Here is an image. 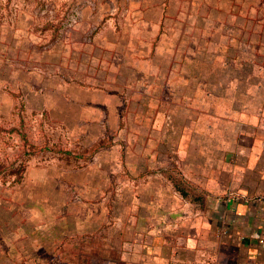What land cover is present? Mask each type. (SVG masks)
<instances>
[{
  "label": "rangeland",
  "instance_id": "rangeland-1",
  "mask_svg": "<svg viewBox=\"0 0 264 264\" xmlns=\"http://www.w3.org/2000/svg\"><path fill=\"white\" fill-rule=\"evenodd\" d=\"M0 18V264H66L80 204L126 184L127 141L196 115L144 91L148 49L246 41L264 0H4Z\"/></svg>",
  "mask_w": 264,
  "mask_h": 264
},
{
  "label": "crops",
  "instance_id": "crops-1",
  "mask_svg": "<svg viewBox=\"0 0 264 264\" xmlns=\"http://www.w3.org/2000/svg\"><path fill=\"white\" fill-rule=\"evenodd\" d=\"M251 37L148 49L144 91L196 115L163 123L177 141H127L126 184L80 204L66 264H264V32Z\"/></svg>",
  "mask_w": 264,
  "mask_h": 264
},
{
  "label": "built area",
  "instance_id": "built-area-1",
  "mask_svg": "<svg viewBox=\"0 0 264 264\" xmlns=\"http://www.w3.org/2000/svg\"><path fill=\"white\" fill-rule=\"evenodd\" d=\"M181 264H193V263H181Z\"/></svg>",
  "mask_w": 264,
  "mask_h": 264
}]
</instances>
